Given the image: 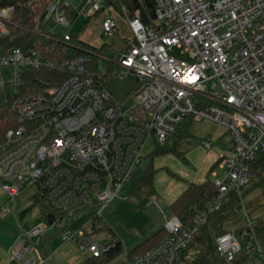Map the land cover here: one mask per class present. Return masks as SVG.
I'll return each instance as SVG.
<instances>
[{
    "label": "built area",
    "instance_id": "built-area-1",
    "mask_svg": "<svg viewBox=\"0 0 264 264\" xmlns=\"http://www.w3.org/2000/svg\"><path fill=\"white\" fill-rule=\"evenodd\" d=\"M151 3L156 23L144 24L137 11L125 17L132 36L109 60L115 76L134 79L135 103L126 108L124 98L113 100L96 78L98 73L88 70L86 56L59 64L35 49L4 46L1 40L9 34L13 7H0V96L17 121L0 142V190L11 199L34 186L45 214L54 217L51 224L45 217L25 232L34 241L17 242L12 260L35 264V258L24 254H31L39 236L60 226L62 217L74 209H94L98 220L112 201L126 200L123 187L144 154L145 142L163 145L183 118L190 117L208 120L230 135L229 148L218 161L225 174L212 180L216 193L190 226L182 227L172 215L153 246L124 256L120 264H195L193 233L229 190L248 181L251 162L264 153V0ZM81 5L76 14L84 18L89 16L85 6L93 13L101 8L96 0H82ZM65 7L63 0H51L35 30L66 26ZM100 24L103 34L116 33L112 16L104 15ZM43 68L61 69L65 77L53 88L23 93V72ZM202 142L210 147L211 138ZM58 235L75 240L68 228ZM243 237L248 255L261 257L262 262L253 264H264L261 246L247 230L217 234L215 253L231 262ZM110 247L109 242L98 244L91 234L80 245L91 256Z\"/></svg>",
    "mask_w": 264,
    "mask_h": 264
},
{
    "label": "crops",
    "instance_id": "crops-1",
    "mask_svg": "<svg viewBox=\"0 0 264 264\" xmlns=\"http://www.w3.org/2000/svg\"><path fill=\"white\" fill-rule=\"evenodd\" d=\"M66 6L69 7L66 16L70 24L72 21L69 16L71 5L67 4ZM107 10L114 11L112 9ZM80 36L79 39L86 43ZM128 39L122 38V45L115 50V54L122 50ZM107 44L111 49V43ZM210 132L211 134L201 135L200 138L210 137V147H205L203 142L200 143L201 145L194 144L190 150L184 153L183 157L186 164L179 163V161L169 157V160H172L169 170L160 169L156 171L152 161L154 168L152 187L155 194L146 203H152L161 213L159 221L154 224L153 228H157V230L163 228L165 222L172 216L168 206L185 188L186 182L201 183L206 177L213 180L224 176L225 170L218 164V161L229 148L230 138H226L228 134L226 135L224 129L219 126H216ZM37 200L38 194L34 186L23 188L11 199L0 190V264H20L21 261L10 258L11 249L17 242L29 243L34 241L25 232L46 217L45 211ZM263 215L264 156L258 154L250 164L248 181L236 190H229L219 207L206 214L204 222L192 235L191 247L196 249V255H200L201 260L208 264H253L254 262H262L261 257L255 252L252 253V256L248 255L247 240L243 237L240 239V251L235 254L231 262L226 263L214 251V238L217 234L223 232H232L239 235L243 230H247L261 246L264 253ZM75 233L81 234L80 231ZM41 239H47L45 248L39 243ZM39 240L31 254H24V256L31 255L35 258V264H85L89 261L90 264H95L92 263V257L86 249L84 251L77 250L72 240L60 238L59 235L54 233L53 227L47 228L39 236ZM196 255H193L195 264H197L198 259H196ZM124 256H131V254L123 252V256H120L118 260L113 259L103 264H120Z\"/></svg>",
    "mask_w": 264,
    "mask_h": 264
},
{
    "label": "trees",
    "instance_id": "trees-1",
    "mask_svg": "<svg viewBox=\"0 0 264 264\" xmlns=\"http://www.w3.org/2000/svg\"><path fill=\"white\" fill-rule=\"evenodd\" d=\"M51 0H0V7L12 6L13 10L10 15L8 29L9 34L1 40L4 46L18 47L23 51L35 49L42 56L62 64L63 62L82 55L87 58V68L92 72H97L96 77L102 86L105 85V73L98 71V62L103 56L109 55V44L102 43L98 47H92L79 39V33L82 27L75 32L64 37V35L55 30H43L38 32L35 30L37 21L42 17L47 4ZM151 1V0H150ZM103 9H112L118 12L121 16L130 17L135 11L138 12L140 19L144 24L153 25L149 18L143 0H103L101 8L93 14L84 18V26L89 20L98 15ZM69 7L66 6L64 12L67 14ZM125 49V45L122 50ZM102 54V55H101ZM113 65L107 61V71L111 70ZM65 73L61 69H26L22 78L23 93L39 92L46 88L55 87L63 78ZM190 117H185L179 123L173 135V143L170 148L154 145L153 150L143 154L131 176L130 181L123 187V191L129 196L137 199L140 207L144 206L148 199L155 194L152 187V176L154 168L152 161L155 156L170 152L181 157L184 160L183 152L179 150L181 141L190 136L188 126L191 123ZM17 125L16 117L8 107V102L0 96V142L3 139L4 133L8 128ZM216 193V187L213 181L206 177L201 183L186 182L185 188L180 194L169 204V212L176 216L182 227L190 226L194 217L198 212L205 209ZM42 206L40 199L37 200ZM46 212V208L42 206ZM89 210L87 207H78L67 213L61 219V224L54 228V233L59 234L64 229L68 228L69 223L81 212ZM95 217L90 219L91 222L96 221ZM164 228H160L145 240L137 244L130 252L133 255L142 252L153 246L163 235ZM47 239L39 240V243L45 248ZM111 244L110 249L99 256H91L93 262H106L114 258L121 252V244L117 239L108 241ZM198 258V259H197ZM197 264H208L201 260L200 255H196ZM87 262L85 264H90Z\"/></svg>",
    "mask_w": 264,
    "mask_h": 264
},
{
    "label": "rangeland",
    "instance_id": "rangeland-1",
    "mask_svg": "<svg viewBox=\"0 0 264 264\" xmlns=\"http://www.w3.org/2000/svg\"><path fill=\"white\" fill-rule=\"evenodd\" d=\"M102 4L103 0H96ZM82 0H63L65 5H71L70 18L72 19L71 23L64 27H50L47 25L46 30H55L61 32L63 35L67 36L75 32L78 28L82 27L79 36L89 44V46L97 47L102 43H111L112 48L109 50V55L103 56L99 60L97 66L100 73L107 72L105 76V90L108 95L116 101L122 102V107L126 108L135 103L133 96V86L134 79L131 76H123L121 78L115 76L116 69L107 71V61L112 59L115 55V50H117L122 45V38H130L132 36L126 19L122 17L116 11H108L103 9L92 17L89 22L84 26V17L77 15L76 10L79 9ZM84 11L87 15H91L93 11L87 5L84 8ZM111 15L115 21H117V33L106 35L103 34L101 29V19L104 15ZM152 23H156L152 21ZM85 43V44H86ZM87 44V45H88ZM102 55V54H101ZM216 124L208 120H199L193 119L188 126V132L190 136L181 141L179 144V150L184 153L191 149L194 144L201 145L204 139H200L201 135L211 134L210 131L216 128ZM228 133L226 132V135ZM225 135V136H226ZM203 137V136H202ZM226 138H230L228 134ZM202 140V141H201ZM173 143V136L167 138L166 142L163 145L166 148H170ZM201 143V144H200ZM154 144L149 139L145 142L142 152L148 153L153 150ZM264 156V153L259 154ZM169 157L179 161V163L186 164L185 159L172 154L170 152L157 155L153 159V166L155 170H164L168 171L170 163L172 160H169ZM157 167V168H156ZM95 210L89 209L81 212L77 215L70 223L68 229L71 232L80 231V235H74L75 241L72 242L75 244L77 250L84 251V248H80V245H83L87 235H92L93 239L98 243H106L110 240H119L121 244V252L116 255L111 260H118L120 256H123V252H130L137 244L145 240L149 235L157 230L153 228L154 224L159 221L161 213L157 210L155 205L152 203H146L144 206L140 207L138 201L133 196L127 197L126 200L115 199L112 201L102 212L100 213V218L98 220L91 222L90 219L94 216ZM83 249V250H82ZM109 260V261H111ZM115 260V261H116ZM114 261V262H115ZM108 262V261H107ZM104 262H99L97 264H103Z\"/></svg>",
    "mask_w": 264,
    "mask_h": 264
},
{
    "label": "water",
    "instance_id": "water-1",
    "mask_svg": "<svg viewBox=\"0 0 264 264\" xmlns=\"http://www.w3.org/2000/svg\"><path fill=\"white\" fill-rule=\"evenodd\" d=\"M143 3L145 5V8H146L147 13L149 15V18L151 20H153L154 19V14H153V7H152L151 1L150 0H143ZM62 7H64V5ZM53 220H54V217H53L52 213H50V212L47 213L46 214V222L48 224H51L53 222Z\"/></svg>",
    "mask_w": 264,
    "mask_h": 264
}]
</instances>
